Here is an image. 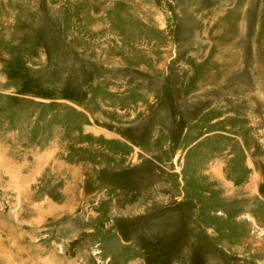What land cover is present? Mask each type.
I'll return each mask as SVG.
<instances>
[{"label":"rangeland","instance_id":"374dc122","mask_svg":"<svg viewBox=\"0 0 264 264\" xmlns=\"http://www.w3.org/2000/svg\"><path fill=\"white\" fill-rule=\"evenodd\" d=\"M0 264H264V0H0Z\"/></svg>","mask_w":264,"mask_h":264}]
</instances>
